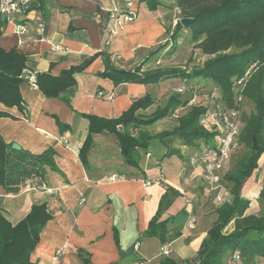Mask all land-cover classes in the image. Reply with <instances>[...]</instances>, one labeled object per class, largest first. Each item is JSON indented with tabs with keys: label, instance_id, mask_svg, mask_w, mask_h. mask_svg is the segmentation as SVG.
<instances>
[{
	"label": "crops",
	"instance_id": "0c3cea01",
	"mask_svg": "<svg viewBox=\"0 0 264 264\" xmlns=\"http://www.w3.org/2000/svg\"><path fill=\"white\" fill-rule=\"evenodd\" d=\"M126 1L131 3L135 20L109 41V52L115 57L113 66L132 70L148 59L142 71L162 67L161 57L171 45L166 30L172 32L180 20L173 0H159L160 5L153 11L140 0H116L120 10H126ZM109 9L110 0H36L22 19L28 33L17 35L14 26L7 24L0 36V49H16L24 54L26 74L49 72L56 77L104 48ZM179 33L176 50L180 35H188L189 31L183 28ZM102 71V61L96 58L84 71L74 74L76 89L69 105L60 99L45 98L38 87L26 81L20 85L22 111L0 103L3 141L31 155L53 150L56 168H45L41 176L26 179L15 193L8 194L0 187V208L15 225L33 205L47 204L52 219L40 233L30 256L32 264H159L162 245L154 236L143 235L161 202L159 221L186 212L187 216L171 226L174 231L166 243L176 264H184L196 258L216 219L214 211L220 206L207 203L204 197H215L216 193L210 194L201 167L191 165L198 150L182 146L177 140H153L146 153H139V167L130 168L123 163L116 138L103 133L92 136L88 170L78 152L88 136V121L81 115L115 119L145 95L153 100L145 112H153L157 106H164L176 89L194 80L114 86L109 79L98 76ZM195 85L196 89L211 86L217 93L212 84L200 80ZM166 119L173 123L172 129L176 121ZM56 121L67 129L60 130ZM141 130L149 133L147 128ZM172 150L178 154L165 156ZM111 176L119 178L111 181ZM41 184L52 194L38 190ZM246 213L250 214L249 209Z\"/></svg>",
	"mask_w": 264,
	"mask_h": 264
},
{
	"label": "trees",
	"instance_id": "16d2710c",
	"mask_svg": "<svg viewBox=\"0 0 264 264\" xmlns=\"http://www.w3.org/2000/svg\"><path fill=\"white\" fill-rule=\"evenodd\" d=\"M178 18H188L192 22L185 29L189 31L188 43L207 59L202 66L192 70L180 71L174 68H156L142 71L145 60L132 70L114 67L115 57L109 52L108 45L84 58L78 66L71 67L52 77L49 72L38 74L36 84L45 98L60 99L69 105V97L76 89L74 74L84 71L91 62L100 58L103 71L98 76L109 79L114 86L122 84L157 85L179 79H199L212 84L225 110L240 112L241 129L237 144L247 151L234 172L223 176L229 200L214 211L216 219L206 233L196 253V258L184 264H230L234 254L239 255L242 264H264V181L258 193L261 213L247 214L250 200L242 196L245 183L258 169V162L264 154V0H173ZM40 3V1H38ZM153 11L159 0H140ZM41 5V4H40ZM38 6V9L40 7ZM29 9L27 10V12ZM43 16V15H42ZM6 21L0 17V36ZM183 27L177 22L175 29L166 30L170 48L178 38ZM154 50L150 56L156 54ZM27 58L16 49L8 52L0 49V103L7 108L16 107L22 111L20 85L25 81ZM246 75V76H245ZM244 79L242 87L235 92L236 81ZM237 97L241 101H237ZM190 97L173 93L162 107H157L149 116L143 113L153 105L149 95H145L130 105L119 117L104 119L95 115H81L87 122V135L79 152V159L86 170L88 152L92 146V136L107 133L117 141L120 155L125 166L138 168L140 152L146 153L153 140H177L182 146L200 150V146L213 147L216 131L200 124L208 106L198 103L177 117L176 125L168 131L156 135L141 130L156 122L170 118L175 110L186 107ZM249 101L252 111L241 112L242 101ZM62 131L67 126L56 121ZM134 130V132H131ZM256 145V150L254 149ZM178 154L168 151L165 156ZM55 153L47 149L40 155L13 150L0 136V187L8 194L15 193L20 183L35 176H41L45 168L55 171ZM161 202L156 214L151 218L144 237L158 239L163 246L168 244L171 228L186 215L185 210L174 217L159 221ZM52 219L47 204L33 205L29 213L17 224L12 225L0 208V264H32L30 256L40 240L44 226ZM117 242V237L115 235ZM87 264V262H84ZM159 264H176L168 255Z\"/></svg>",
	"mask_w": 264,
	"mask_h": 264
},
{
	"label": "built area",
	"instance_id": "2783aa9c",
	"mask_svg": "<svg viewBox=\"0 0 264 264\" xmlns=\"http://www.w3.org/2000/svg\"><path fill=\"white\" fill-rule=\"evenodd\" d=\"M110 1L111 9L107 11L108 18L105 28L106 36H104V45H108L112 37L118 35L121 31H123L127 24L135 20V12L130 8V1H126L127 8L124 11L119 9L116 0ZM35 2L36 0H0V17L6 21L7 24L14 26V30L17 35H26L28 33V29L22 19L27 14V10L30 6ZM41 28L42 26L39 25V30H41ZM36 78L37 75L35 72L27 73L24 76V80L34 88L37 87L35 82ZM243 83L244 79L236 81L235 92L242 87ZM187 91H189L190 94L189 104H187L186 107H181L174 111L171 115V118L174 120L181 116L188 108L199 103L198 99L200 98V92L192 86H190L189 89L186 87L178 88L175 90V93L184 95ZM209 96L210 99L214 101V108L210 109L209 105H207L208 110L205 116H202L200 124L216 131L217 136L214 139L215 144L210 148H201L192 159L191 165H199L201 167L204 183L207 185L210 192L216 190L215 201L222 204L226 201V196H229V193H222L218 191L221 187V172L227 164L231 153L238 146L237 141L241 129L240 112L232 109L225 110L219 102V96L217 93H211ZM237 101L240 102L241 98L237 97ZM148 156L149 155H147V157ZM181 173H183V170ZM117 178L119 177L111 176L110 180L114 181ZM37 189L45 193L52 194V190L47 189L43 184L39 185ZM188 228L192 229L193 227L189 226ZM58 255L59 252L57 251L53 259L56 260ZM161 255L163 257L170 255V250L166 245L161 247ZM230 264H242L239 259V255L234 254L231 257Z\"/></svg>",
	"mask_w": 264,
	"mask_h": 264
},
{
	"label": "rangeland",
	"instance_id": "374dc122",
	"mask_svg": "<svg viewBox=\"0 0 264 264\" xmlns=\"http://www.w3.org/2000/svg\"><path fill=\"white\" fill-rule=\"evenodd\" d=\"M189 37H190L189 34L180 35L178 45H177V50L176 48H173V49L170 48L171 45L169 46L168 51L161 57L160 64L162 67L174 68V70L177 69L180 71H186V70L189 71L191 69H196L202 66V63L207 59V57L203 56L198 50L193 49V47L189 45L188 43ZM196 81H200V80L197 79V80L192 81L191 84H189L186 88L189 89L190 85L193 88H195L197 86L195 85ZM201 89H203V91H201ZM198 90L200 92V98L198 99V102L199 103L201 102L205 105H209V108L213 109L214 101L211 100L209 96L211 95V93L216 94L213 88L211 86H207L205 88H199ZM189 91H187L182 96L184 98L190 97ZM241 108L243 110L242 112L247 115L250 113L251 104L248 101H245L242 104ZM153 112H144L143 115L149 116ZM172 124L173 123L170 122L169 119H166L165 121L160 120L156 122L155 124L149 127H144V128H147V131L151 135H153V134L161 133L163 131H168L169 129L171 130V127L173 126ZM131 132H134V130H132ZM214 142L215 141H213V143ZM246 155H247V151L244 148L237 146L231 153L227 164L222 170L221 177L223 178L225 174L234 172L235 168L239 165L238 163L241 161V159L245 158ZM263 181H264V156H262L258 162L257 171L253 173L251 178L245 183L242 189V196L251 201V205L249 207L250 214L258 215L259 213H261V206L259 205L257 199H258L259 190L261 189V186L263 185ZM220 185L221 187L218 189V191L222 193L228 192V188L226 187V183L224 180L223 181L221 180ZM215 191L210 192V194H213ZM204 198L207 199V203H211V205H218V206L220 205L219 203L215 201V197H212L211 195L204 197ZM224 198H225V195H224ZM227 198L228 196H226V199ZM256 261L258 262V260ZM258 264H261V262H258Z\"/></svg>",
	"mask_w": 264,
	"mask_h": 264
},
{
	"label": "water",
	"instance_id": "95a60500",
	"mask_svg": "<svg viewBox=\"0 0 264 264\" xmlns=\"http://www.w3.org/2000/svg\"><path fill=\"white\" fill-rule=\"evenodd\" d=\"M178 22H179V24H180L183 28H185L189 23L192 22V20H191V19H188V18H180V20H179ZM195 72H197V70H196V69H193V70H192V73H195ZM253 147H254L255 150L257 149L255 144H254ZM11 148H12L13 150H19V147H18L17 145H15V144L11 145Z\"/></svg>",
	"mask_w": 264,
	"mask_h": 264
}]
</instances>
